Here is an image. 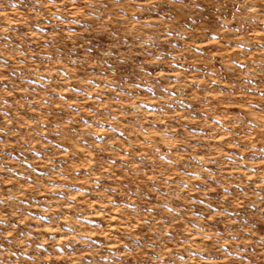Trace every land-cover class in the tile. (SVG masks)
I'll use <instances>...</instances> for the list:
<instances>
[{
    "label": "rangeland",
    "instance_id": "rangeland-1",
    "mask_svg": "<svg viewBox=\"0 0 264 264\" xmlns=\"http://www.w3.org/2000/svg\"><path fill=\"white\" fill-rule=\"evenodd\" d=\"M0 264H264V0H0Z\"/></svg>",
    "mask_w": 264,
    "mask_h": 264
}]
</instances>
